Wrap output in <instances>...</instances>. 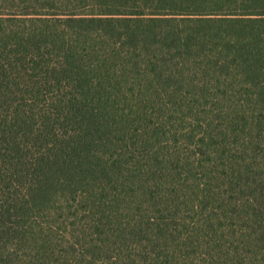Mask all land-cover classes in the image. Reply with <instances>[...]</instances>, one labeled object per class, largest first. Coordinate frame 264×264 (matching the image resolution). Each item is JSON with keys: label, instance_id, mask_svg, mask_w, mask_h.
Here are the masks:
<instances>
[{"label": "trees", "instance_id": "1", "mask_svg": "<svg viewBox=\"0 0 264 264\" xmlns=\"http://www.w3.org/2000/svg\"><path fill=\"white\" fill-rule=\"evenodd\" d=\"M0 264H264V0H0Z\"/></svg>", "mask_w": 264, "mask_h": 264}]
</instances>
